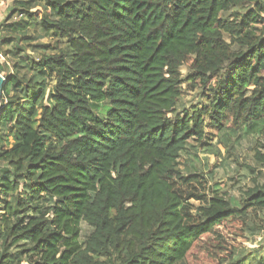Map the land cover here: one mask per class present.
I'll return each mask as SVG.
<instances>
[{"label": "trees", "instance_id": "1", "mask_svg": "<svg viewBox=\"0 0 264 264\" xmlns=\"http://www.w3.org/2000/svg\"><path fill=\"white\" fill-rule=\"evenodd\" d=\"M13 8L0 28V264H264L263 248L239 259L219 229L264 228V180L233 198L180 162L192 140L212 143L207 127L264 134V0ZM185 82L209 103L178 111Z\"/></svg>", "mask_w": 264, "mask_h": 264}, {"label": "rangeland", "instance_id": "2", "mask_svg": "<svg viewBox=\"0 0 264 264\" xmlns=\"http://www.w3.org/2000/svg\"><path fill=\"white\" fill-rule=\"evenodd\" d=\"M42 40L49 41L47 38ZM3 57L5 56L2 53V56L0 55L2 62L5 60ZM189 64L188 62L181 68L184 77L189 73ZM215 84L216 82L213 81L210 86L213 87ZM183 88L184 93L177 105L178 111L209 103L208 96H204L201 88L191 91L186 82ZM227 129L219 132L216 128L207 127L205 131L207 134L210 132L213 137L212 143L206 144L207 140H205V145L201 146L192 140L191 147L188 152L185 151L182 154L180 162L185 172L194 170L211 172L212 185L218 183L223 192L229 193L233 198H240L243 190L253 184V178L264 180V165H260L255 157L257 149L264 152V134L249 135L243 133V130L233 132L230 131L232 128ZM219 134L220 138H218ZM219 229L228 239L230 246L242 248L237 255L239 259L249 258L256 253L259 247L260 250L263 248L262 253H264V228L254 230L248 228L242 238L235 235L236 228L228 223ZM204 262L205 264L216 263L207 256L204 257Z\"/></svg>", "mask_w": 264, "mask_h": 264}, {"label": "crops", "instance_id": "3", "mask_svg": "<svg viewBox=\"0 0 264 264\" xmlns=\"http://www.w3.org/2000/svg\"><path fill=\"white\" fill-rule=\"evenodd\" d=\"M15 3L16 0H0V28L3 21L13 12ZM0 55L2 56V53Z\"/></svg>", "mask_w": 264, "mask_h": 264}, {"label": "water", "instance_id": "4", "mask_svg": "<svg viewBox=\"0 0 264 264\" xmlns=\"http://www.w3.org/2000/svg\"><path fill=\"white\" fill-rule=\"evenodd\" d=\"M4 81H5V77L2 73H0V101H1V96H2V85Z\"/></svg>", "mask_w": 264, "mask_h": 264}]
</instances>
